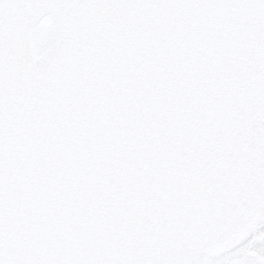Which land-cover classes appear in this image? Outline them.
Wrapping results in <instances>:
<instances>
[{"label": "snow or ice", "instance_id": "6c2138e0", "mask_svg": "<svg viewBox=\"0 0 264 264\" xmlns=\"http://www.w3.org/2000/svg\"><path fill=\"white\" fill-rule=\"evenodd\" d=\"M0 264H264V0H0Z\"/></svg>", "mask_w": 264, "mask_h": 264}]
</instances>
